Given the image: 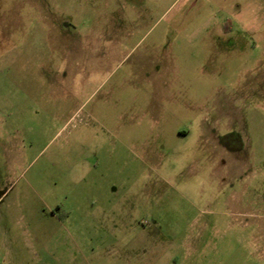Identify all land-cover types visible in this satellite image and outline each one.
<instances>
[{
  "label": "rangeland",
  "instance_id": "1",
  "mask_svg": "<svg viewBox=\"0 0 264 264\" xmlns=\"http://www.w3.org/2000/svg\"><path fill=\"white\" fill-rule=\"evenodd\" d=\"M0 264H264V0H0Z\"/></svg>",
  "mask_w": 264,
  "mask_h": 264
},
{
  "label": "crops",
  "instance_id": "2",
  "mask_svg": "<svg viewBox=\"0 0 264 264\" xmlns=\"http://www.w3.org/2000/svg\"><path fill=\"white\" fill-rule=\"evenodd\" d=\"M232 30H233L232 28L229 30L227 29V27L224 28V32H226V33L231 32Z\"/></svg>",
  "mask_w": 264,
  "mask_h": 264
}]
</instances>
